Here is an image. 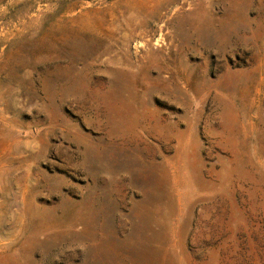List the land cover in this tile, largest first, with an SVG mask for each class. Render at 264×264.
<instances>
[{
    "label": "rangeland",
    "instance_id": "374dc122",
    "mask_svg": "<svg viewBox=\"0 0 264 264\" xmlns=\"http://www.w3.org/2000/svg\"><path fill=\"white\" fill-rule=\"evenodd\" d=\"M0 264H264V0H0Z\"/></svg>",
    "mask_w": 264,
    "mask_h": 264
}]
</instances>
